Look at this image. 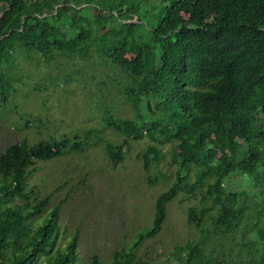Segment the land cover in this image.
I'll return each mask as SVG.
<instances>
[{
    "label": "trees",
    "instance_id": "obj_1",
    "mask_svg": "<svg viewBox=\"0 0 264 264\" xmlns=\"http://www.w3.org/2000/svg\"><path fill=\"white\" fill-rule=\"evenodd\" d=\"M59 58L75 68L48 82L83 78L96 60L111 87L93 94L98 124L43 134L48 121L16 110L23 61ZM10 112L42 134L0 151V264H102L78 254L59 205L28 180L36 162L96 146L116 167L144 137L146 180L168 186L110 264H157L136 248L159 233L179 193L193 199L185 213L196 234L170 264H264V0H0V114Z\"/></svg>",
    "mask_w": 264,
    "mask_h": 264
},
{
    "label": "rangeland",
    "instance_id": "obj_2",
    "mask_svg": "<svg viewBox=\"0 0 264 264\" xmlns=\"http://www.w3.org/2000/svg\"><path fill=\"white\" fill-rule=\"evenodd\" d=\"M23 62L29 72L19 85L21 94L16 110L39 115L48 121L47 127L40 129L43 134L62 131L72 134L98 124L93 94L100 93L97 86L103 90L111 87L105 84L109 78L98 61L85 66L84 79L62 85L48 82L49 75L63 77L61 70H72V63L61 58L49 67ZM120 114L129 116L131 113L125 108ZM17 120L15 112L0 114V151L23 136L30 141L41 136L38 129L17 127ZM105 135L114 136L110 130H105ZM148 142L146 137L134 141L132 150L116 167L108 162L100 146L35 163L36 171L28 183L36 187L39 196L50 197L51 207L59 205L60 230L65 229L66 236L77 235L76 249L83 258L95 253L101 257L102 264H110L116 249L131 246L138 231L150 225L155 199L167 189L168 183L160 179L151 185L146 180L147 173L137 154ZM162 149L166 153L169 145H163ZM164 169L169 170L166 165ZM192 200L179 193L166 205L161 230L140 241L136 248L139 256L157 264H170L169 253L173 248L196 234L185 213Z\"/></svg>",
    "mask_w": 264,
    "mask_h": 264
}]
</instances>
